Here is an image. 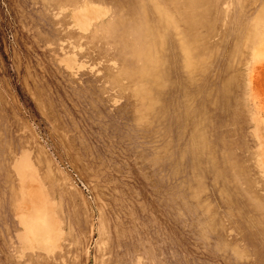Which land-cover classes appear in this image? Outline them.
<instances>
[{
    "label": "rangeland",
    "instance_id": "obj_1",
    "mask_svg": "<svg viewBox=\"0 0 264 264\" xmlns=\"http://www.w3.org/2000/svg\"><path fill=\"white\" fill-rule=\"evenodd\" d=\"M0 264H264V0H0Z\"/></svg>",
    "mask_w": 264,
    "mask_h": 264
}]
</instances>
